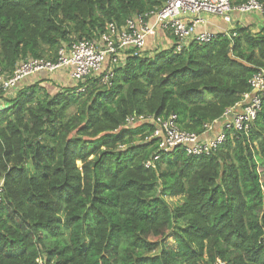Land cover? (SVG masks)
Returning a JSON list of instances; mask_svg holds the SVG:
<instances>
[{
  "label": "trees",
  "instance_id": "1",
  "mask_svg": "<svg viewBox=\"0 0 264 264\" xmlns=\"http://www.w3.org/2000/svg\"><path fill=\"white\" fill-rule=\"evenodd\" d=\"M165 1L0 0V74ZM170 43L127 52L109 85L44 72L0 94V264H264V90L249 129L207 154L161 149L153 125L126 123L175 114L202 134L264 69V23Z\"/></svg>",
  "mask_w": 264,
  "mask_h": 264
},
{
  "label": "built area",
  "instance_id": "2",
  "mask_svg": "<svg viewBox=\"0 0 264 264\" xmlns=\"http://www.w3.org/2000/svg\"><path fill=\"white\" fill-rule=\"evenodd\" d=\"M234 0H166L156 11L136 15L126 20L118 28L108 23L107 29L98 39H81L70 45H62L54 60L27 57L20 60L11 75L0 74V94H8L26 76L37 73L67 71L69 79L79 81L88 75L101 72L102 81L109 85L113 66L120 65L127 57V52L139 55L143 52L146 41L161 32L172 35L170 43L175 51H181L192 41L209 42L216 34L198 30L202 22L200 14L207 13L221 17L232 25L234 13H261L263 5L258 0H245L234 4ZM234 29L222 32L226 35ZM108 65L105 68V63ZM251 91L243 94L240 101L225 110L221 118L213 123L204 124L202 134L181 130L176 122V115L167 117L130 116L127 124L147 122L153 125L151 138L159 140V147L170 150L182 146L188 154L209 153L226 139V131H247L260 110V93L264 90V69H259L250 79ZM1 99V98H0ZM3 107L0 102V109ZM220 122L219 129L215 123ZM216 130L212 136H206ZM150 162L146 163L149 166ZM213 264H225L217 260Z\"/></svg>",
  "mask_w": 264,
  "mask_h": 264
},
{
  "label": "crops",
  "instance_id": "3",
  "mask_svg": "<svg viewBox=\"0 0 264 264\" xmlns=\"http://www.w3.org/2000/svg\"><path fill=\"white\" fill-rule=\"evenodd\" d=\"M200 18L202 19V22L198 24L197 29L198 30H204L213 34L217 33H222L225 31H228L231 28H235L236 26L239 27H245L249 26L252 31H258L259 28L262 26L264 23V16L261 13H250V14H240L238 12L234 13V22L232 25L226 23L221 17L218 16H211L207 14H200ZM161 35V34H159ZM163 38V37H162ZM148 39H153L154 38H148ZM165 43L169 44L171 40H169L168 37H164ZM163 42V41H162ZM44 75V72H37V73H32L28 76H26L22 81H28L32 80L34 77L39 76V75ZM52 75L49 76L50 78H60L62 81H69V77L67 74V71L65 70H59L51 73ZM221 126L220 122L215 123V128L219 129ZM216 133V130L212 133L207 134L206 136H212Z\"/></svg>",
  "mask_w": 264,
  "mask_h": 264
},
{
  "label": "rangeland",
  "instance_id": "4",
  "mask_svg": "<svg viewBox=\"0 0 264 264\" xmlns=\"http://www.w3.org/2000/svg\"><path fill=\"white\" fill-rule=\"evenodd\" d=\"M234 4H238V3H234ZM204 14H207V13H204ZM207 15H211V14H207ZM211 16H215V15H211ZM153 38L155 39V44L158 45L159 48H163V47L167 46V44L165 43V40H163L164 36L162 38V35H157L156 37H153ZM2 99L3 98L0 99V102H2ZM167 201H169L171 204H174L178 200L176 198H167ZM168 242L170 244H173V240H172L171 235L168 237Z\"/></svg>",
  "mask_w": 264,
  "mask_h": 264
}]
</instances>
